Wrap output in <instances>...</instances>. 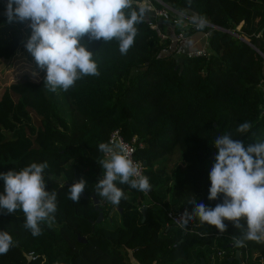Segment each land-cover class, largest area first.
I'll return each instance as SVG.
<instances>
[{"label":"trees","instance_id":"16d2710c","mask_svg":"<svg viewBox=\"0 0 264 264\" xmlns=\"http://www.w3.org/2000/svg\"><path fill=\"white\" fill-rule=\"evenodd\" d=\"M138 1L134 7H141ZM6 2L0 0V58L25 49L31 34L28 21L7 22ZM154 3L169 6L167 20L183 10L203 18L209 24L202 27L208 30L209 54H160L161 41L149 26L154 17L146 7L127 54L120 53L115 40L88 42L84 37L98 76L52 92L43 85L41 69L37 80L23 75L0 89V173L47 162L46 190L57 193L54 220L41 222L39 236L24 227L21 209L11 214L0 209V231L13 238L0 264H130V257L138 264H264V242L236 247L233 237H240L242 229L232 222L224 221L227 230L221 234L198 218L183 229L165 214L167 209L191 214L192 198L212 208L222 203L223 194L208 199L218 136L230 134L245 149L264 141V0ZM194 40L201 43L200 37ZM245 122L252 127L241 134L237 128ZM116 126L123 137L140 140L135 156L143 161L142 175L151 189L118 184L127 199L116 205L118 222L108 224L95 221L93 199L107 217L113 204L96 190L104 172L98 145ZM81 178L84 195L74 203L69 187ZM1 184L2 178L4 193Z\"/></svg>","mask_w":264,"mask_h":264},{"label":"clouds","instance_id":"9594fccd","mask_svg":"<svg viewBox=\"0 0 264 264\" xmlns=\"http://www.w3.org/2000/svg\"><path fill=\"white\" fill-rule=\"evenodd\" d=\"M134 4L135 0H7L4 15L9 23L28 21L31 34L25 48L37 67L46 73L43 85L56 92L57 89L67 91L85 76L99 75L94 53L87 50L85 36L88 42L115 40L120 53L127 54L138 34L137 25L143 22L147 11L146 6L137 8ZM194 22L198 27L206 24L203 18H194ZM251 127L245 122L237 131L244 134ZM213 145L217 155L209 172L208 199L216 200L223 194V201L212 208L195 204L192 198L188 203L195 206L191 214L187 210L182 214L181 226L198 218L223 234L227 220L242 229L240 237H233L236 247L245 246L246 241L264 242V141L245 149L241 141L224 134ZM98 149L106 157L100 161L104 172L96 183L101 197L119 205L127 197L118 184L141 192L151 189L148 178L141 174L122 140L101 142ZM47 167V162H33L19 171L0 173L4 180L0 209L8 214L21 209L24 227L34 237L42 234L41 222L51 223L57 210V193L46 190L44 170ZM85 187L83 178L73 183L68 198L78 203ZM12 246V236L0 231V255Z\"/></svg>","mask_w":264,"mask_h":264},{"label":"built area","instance_id":"2783aa9c","mask_svg":"<svg viewBox=\"0 0 264 264\" xmlns=\"http://www.w3.org/2000/svg\"><path fill=\"white\" fill-rule=\"evenodd\" d=\"M162 6H152L150 9L154 17L153 20L149 21V26L156 31L157 36L159 37L161 43L159 47V53L164 55H173V56H206L209 54V49L207 47V36L208 30L198 27L197 22H194V18H189L184 14L176 13V15H170L171 19L167 20L169 15V6L161 3ZM183 16V17H182ZM163 23L165 26L162 29L160 26ZM209 25L208 23H206ZM201 30V43L196 46L189 45V30ZM122 140L124 144L128 147L131 159L137 163L140 172L143 171V161L135 156V148L141 146L140 140L137 139L135 135H131L128 138L123 137L119 127H113L106 138V143L111 141H120ZM105 154L102 153L101 159H104ZM166 217L171 220L174 224L181 226L180 218L182 212H173L171 210L165 211ZM183 229L186 226L182 227ZM31 258H34V254L30 251L28 253Z\"/></svg>","mask_w":264,"mask_h":264},{"label":"rangeland","instance_id":"374dc122","mask_svg":"<svg viewBox=\"0 0 264 264\" xmlns=\"http://www.w3.org/2000/svg\"><path fill=\"white\" fill-rule=\"evenodd\" d=\"M160 1V0H158ZM139 5L152 7L155 6L154 0H141L138 1ZM187 14L195 16L192 12L188 11ZM183 17V16H182ZM201 35V30L192 31L191 37L194 39L199 38ZM28 51L25 49H16L10 56L0 58V89L7 86L9 82L15 80L21 76H27L30 79L37 80L40 76L41 69L37 67L33 59L28 57ZM34 117L33 112H31ZM4 186V184H1ZM4 194V193H0ZM18 210V209H17ZM119 210L116 206L110 209L107 217H102L100 221L107 222L108 224L118 222ZM130 264H138L133 258H129Z\"/></svg>","mask_w":264,"mask_h":264},{"label":"water","instance_id":"95a60500","mask_svg":"<svg viewBox=\"0 0 264 264\" xmlns=\"http://www.w3.org/2000/svg\"><path fill=\"white\" fill-rule=\"evenodd\" d=\"M224 30H226V31H228V32H232V31H230L229 29H224ZM214 155H215V151L212 150L210 156H214ZM72 184H73V183H72ZM72 184H71V185H72ZM82 195H84V193H82ZM93 202H94V206L98 208V214H97V217L95 218V221H99V220L102 218V211L99 209L96 199H93ZM114 206H116V205H113L112 207H114ZM112 207H111V209H112ZM118 209H119V208H118ZM143 210H144V207H141V212H143ZM142 218H143V217H142ZM77 239H78L79 241H81V242H84V241H85V238H84L83 236H78ZM234 256H235L236 258L238 257V250L235 251Z\"/></svg>","mask_w":264,"mask_h":264},{"label":"crops","instance_id":"0c3cea01","mask_svg":"<svg viewBox=\"0 0 264 264\" xmlns=\"http://www.w3.org/2000/svg\"><path fill=\"white\" fill-rule=\"evenodd\" d=\"M149 8H150V7H149ZM188 11H189V10H183V12L181 11V12H176V13L184 14L185 16H187V17H189V18H196L195 16H192V15L187 14ZM190 42H191V43H190L191 46H195V45L197 44V42H196L195 40L190 41Z\"/></svg>","mask_w":264,"mask_h":264}]
</instances>
